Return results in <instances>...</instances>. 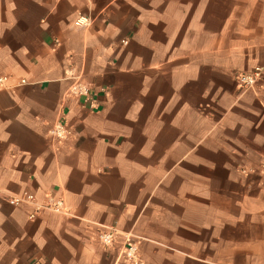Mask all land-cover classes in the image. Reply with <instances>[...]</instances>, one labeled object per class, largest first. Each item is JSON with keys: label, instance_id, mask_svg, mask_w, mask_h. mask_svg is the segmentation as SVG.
Wrapping results in <instances>:
<instances>
[{"label": "crops", "instance_id": "0c3cea01", "mask_svg": "<svg viewBox=\"0 0 264 264\" xmlns=\"http://www.w3.org/2000/svg\"><path fill=\"white\" fill-rule=\"evenodd\" d=\"M258 66L264 0H0V264H264Z\"/></svg>", "mask_w": 264, "mask_h": 264}, {"label": "built area", "instance_id": "2783aa9c", "mask_svg": "<svg viewBox=\"0 0 264 264\" xmlns=\"http://www.w3.org/2000/svg\"><path fill=\"white\" fill-rule=\"evenodd\" d=\"M264 77V66L255 67L250 72L240 73L236 77L237 85L240 88H251L255 86L260 79ZM2 80L0 79V82ZM52 135L56 138L62 139L66 136L65 128L62 124H57L52 131ZM10 206L18 207L20 205H36L34 195L28 191H24L19 195L11 196L7 199ZM63 201L56 200L54 198H48L47 201L41 206H35L34 211L30 214V219L35 218L40 211H54L58 212L63 208ZM116 239V233L113 230L103 231L98 233L97 241L104 248L109 249L113 246ZM121 258L124 259L128 264H141L137 257L136 244L130 240L126 241V246L121 252Z\"/></svg>", "mask_w": 264, "mask_h": 264}]
</instances>
